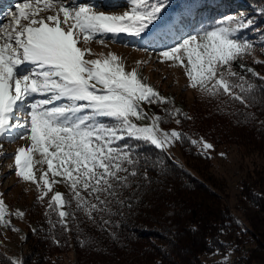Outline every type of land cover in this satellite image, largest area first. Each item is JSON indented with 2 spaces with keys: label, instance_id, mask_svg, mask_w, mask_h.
I'll return each instance as SVG.
<instances>
[{
  "label": "snow or ice",
  "instance_id": "obj_1",
  "mask_svg": "<svg viewBox=\"0 0 264 264\" xmlns=\"http://www.w3.org/2000/svg\"><path fill=\"white\" fill-rule=\"evenodd\" d=\"M130 5L122 14H106L91 0H23L9 13V22L0 23V148L3 141H30L14 154L15 175L37 186L40 201L55 184L65 183L76 211L93 220V213L112 215L114 203L125 205L120 192L131 187L129 177L141 174L140 162L146 160L142 145L166 152L185 139L181 132L161 130L163 118L144 110L143 104L171 102L143 82L135 68L126 70L115 53L92 58L95 54L84 47L93 39L100 44L108 37L115 41L120 34L153 43L176 40L186 17L163 22L169 0H130ZM157 22L162 23L152 32ZM252 23L246 17H225L180 36L159 55L185 69L190 87L245 103L235 89L246 92L254 86L233 64L254 50L240 36ZM165 112L170 118L180 115L175 109ZM144 120L150 124L137 123ZM190 143L205 152L213 147L202 140ZM37 164L47 166L39 178ZM2 195L0 226L11 227L6 217L12 213ZM72 200L55 192L48 203L65 231L71 230L68 218L75 211L63 209ZM15 215L23 218L24 213L17 210ZM101 220L110 223L103 216Z\"/></svg>",
  "mask_w": 264,
  "mask_h": 264
},
{
  "label": "trees",
  "instance_id": "obj_2",
  "mask_svg": "<svg viewBox=\"0 0 264 264\" xmlns=\"http://www.w3.org/2000/svg\"><path fill=\"white\" fill-rule=\"evenodd\" d=\"M176 2L169 0L172 5ZM241 10H251L264 21V0H187L184 13L176 19L185 16L184 26L197 13V20H217ZM235 69L254 86L246 92L235 89L245 103L227 95H206L191 117L177 116L181 119L179 132L185 136L179 142L185 158L209 165L210 155L190 143L201 137L215 146L236 144L245 153L264 152V72L253 75L254 71L242 69L238 62ZM165 109L173 110L170 103L151 104L150 108L168 125L173 118ZM140 153L146 158L140 162L141 174L129 177L131 187L120 192L125 205L112 204L110 216L93 213V220L84 211H76L64 183L61 193L72 203L63 210L75 211V217L68 218L71 230L65 231L57 214L46 205L37 229L27 235L30 253L24 264H33L35 253L39 259L34 264H50L54 252L71 246L78 264H206L205 256L220 251L243 256V264H264V167L254 170V179L241 181L243 220L231 211L210 177L201 180L193 175L168 150L142 145ZM101 216L110 223L104 224ZM4 227L0 226V237ZM0 264H16V260L0 254Z\"/></svg>",
  "mask_w": 264,
  "mask_h": 264
},
{
  "label": "rangeland",
  "instance_id": "obj_3",
  "mask_svg": "<svg viewBox=\"0 0 264 264\" xmlns=\"http://www.w3.org/2000/svg\"><path fill=\"white\" fill-rule=\"evenodd\" d=\"M3 0H0V3ZM176 4H169L166 11L163 13V22L176 19L179 14L184 13V8L187 0H176ZM23 0H9L3 8L2 18L0 23L6 24L9 22V13L16 11V5ZM96 4L100 11L106 14H122L130 9V0H91ZM171 2V0H170ZM228 16L246 17L253 21L251 27L243 30L240 36L245 41H250L254 45V50L251 54L246 55L241 60H237L233 64L235 71L236 62L244 65L242 69L251 68L256 75H263L264 72V21L261 16L255 14L251 10L236 11ZM200 18L199 13L193 18V22L189 25L181 27V31L176 37L179 40L180 36H186L194 33L201 27L214 26L217 20H206ZM206 20V22L204 21ZM162 22L151 29L156 32ZM176 40H168L164 43H153L150 38H138L131 35L120 34L115 38L105 39V44H100L97 39H93L90 43L84 45L91 49L95 54L92 58H102L109 53H115L120 56L126 66V70L131 71L136 69L143 82L152 86L162 97L170 100L172 109L179 110L180 115L191 117V113L201 107V103L207 94L201 92L198 88L194 89L189 86L190 82L186 76L185 69L172 61H164L159 53L166 47L174 44ZM142 107L150 117L157 115L156 111L150 110L151 105L143 104ZM179 118L176 116L168 125L160 123L159 127L163 131L171 132L172 130L180 131V124L176 123ZM181 120V119H180ZM179 120V121H180ZM138 124L148 125L149 120L137 121ZM203 141L211 144L212 149L205 153L210 155L211 162L207 166L203 162H197L192 158H185L182 154L179 142L174 143L167 150L179 162L185 164L193 173L201 180L206 177L213 179L220 194H222L225 202L228 204L231 211L237 214L241 219L246 220L243 214L240 200L241 181L242 179H254V170L259 167H264V152L250 153L244 152V147H239L236 144H223L215 146L209 139L201 137L198 141ZM30 141L25 139H17L14 142L3 141L0 148V193L2 199L8 207L10 216L7 219L11 221V227L5 226L3 234L0 237V254L12 257L19 262H23L26 255L30 253L29 243H27V235L30 231L37 229L38 218L43 213V209L49 203L50 197L55 192H62L64 183H57L53 186V192H50L43 201L38 199L40 193L37 186L31 182H25L15 175V160L14 154L21 146H27ZM202 149V147H200ZM37 159L39 156L37 154ZM197 166L195 167V164ZM204 170V172L201 171ZM47 166L35 165L34 172L39 178L42 171H46ZM205 174V176H204ZM204 176V177H203ZM202 177V178H201ZM51 178V177H50ZM20 210L24 213L23 218L15 215L16 211ZM12 228L17 229L13 231ZM239 255L235 252L225 254L217 252L205 256L206 264H235V257ZM39 259L38 253H35L32 258L34 264ZM242 262L244 257L242 256ZM31 264V263H30ZM50 264H78L77 254L73 246L63 252H54L50 257ZM243 264V263H242Z\"/></svg>",
  "mask_w": 264,
  "mask_h": 264
},
{
  "label": "bare ground",
  "instance_id": "obj_4",
  "mask_svg": "<svg viewBox=\"0 0 264 264\" xmlns=\"http://www.w3.org/2000/svg\"><path fill=\"white\" fill-rule=\"evenodd\" d=\"M9 1V0H3L1 3H0V20L2 18V13H3V8L5 7L4 5H6V2Z\"/></svg>",
  "mask_w": 264,
  "mask_h": 264
},
{
  "label": "built area",
  "instance_id": "obj_5",
  "mask_svg": "<svg viewBox=\"0 0 264 264\" xmlns=\"http://www.w3.org/2000/svg\"><path fill=\"white\" fill-rule=\"evenodd\" d=\"M242 256L235 257V264H242Z\"/></svg>",
  "mask_w": 264,
  "mask_h": 264
}]
</instances>
